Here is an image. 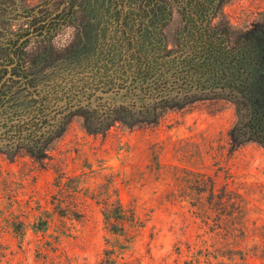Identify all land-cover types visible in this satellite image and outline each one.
<instances>
[{
	"label": "rangeland",
	"instance_id": "rangeland-1",
	"mask_svg": "<svg viewBox=\"0 0 264 264\" xmlns=\"http://www.w3.org/2000/svg\"><path fill=\"white\" fill-rule=\"evenodd\" d=\"M66 1L0 0L5 79L12 51L41 59L26 73L33 87L22 77L0 83V264H264V145L246 129V104L230 93L198 92L158 105L147 118L140 105L109 99L112 89L100 85L111 77L108 51L74 55L92 17L84 0L52 32L38 30L47 20L27 21L54 16ZM112 2H103L102 21ZM131 2L122 12L143 19L142 0ZM167 9L171 38L183 6L174 0ZM221 10L215 25L229 27L230 46L264 28V0H226ZM18 39V46L26 41L21 49L12 42ZM40 99L60 134L43 148L45 160L12 138V109ZM105 198L127 211L122 235L106 226Z\"/></svg>",
	"mask_w": 264,
	"mask_h": 264
},
{
	"label": "trees",
	"instance_id": "trees-1",
	"mask_svg": "<svg viewBox=\"0 0 264 264\" xmlns=\"http://www.w3.org/2000/svg\"><path fill=\"white\" fill-rule=\"evenodd\" d=\"M84 1L88 4L85 7L92 17L88 19L90 24L86 25L87 29L74 48V55L76 49L78 56L90 55V58L93 53L98 52V48L101 50L98 52L100 54H104V49L108 51L103 61L111 64L108 69L111 77L109 76L107 83L100 85L102 88L112 89L105 93L109 95V99L120 101L122 105H128V108L140 105L137 107L143 109L144 115L150 118L151 110L177 98L198 92L230 93L239 97L248 107L246 129L264 145V28L239 35L236 44L230 46L229 27L215 25V19L222 12L221 8L226 0H175L183 6V20L177 33L170 38L164 32L170 23L167 8L174 0H142V7L146 8L140 12L146 15L143 19H136L133 11L122 12L125 3L131 4V0ZM105 1H113V9L112 4H109L110 16L107 21H102ZM97 2H102L101 6ZM75 5L76 0H67L61 10L57 8L54 11V16L53 13L46 12L41 20L31 16L27 21L34 27L47 20L48 23H44L38 30L52 32L60 21L74 17ZM24 16L23 18H29L30 15ZM2 32L1 30L0 33ZM24 32L29 35L28 30ZM12 42L14 46H18L19 39ZM25 42L17 48L21 49ZM11 54H8V58L15 66L9 71L12 76L7 79L5 76L8 71L5 68L0 70L2 87L15 81L14 77H22L24 82L33 87V75L26 73L35 64L40 65L41 59L38 60L37 57L29 62L16 51ZM17 71L23 72V75H16ZM5 93L0 92V103H6ZM37 101L40 102L39 106H36ZM44 102L45 99H40L32 101L33 104L28 102L24 106L17 105L12 109L11 117L16 121L12 125L16 130L12 137L16 140L15 144L29 150L37 160V155L43 160L48 157L43 155L46 151L43 148L52 144L60 135L54 130L58 125L48 123L45 118ZM28 106L32 108L29 113L25 111ZM27 119L28 122L25 121ZM61 120V124H64L63 117ZM147 124L146 121L145 125ZM43 127H48V130L39 131ZM102 202V215L108 230L122 235L130 222L127 211L118 199L105 198ZM48 227L46 222L41 232L45 233ZM38 231L33 229L34 233Z\"/></svg>",
	"mask_w": 264,
	"mask_h": 264
}]
</instances>
